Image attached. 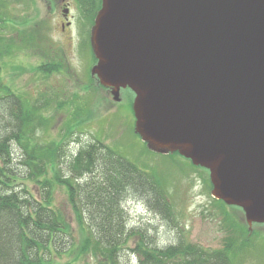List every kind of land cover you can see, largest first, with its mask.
<instances>
[{
	"label": "water",
	"instance_id": "obj_1",
	"mask_svg": "<svg viewBox=\"0 0 264 264\" xmlns=\"http://www.w3.org/2000/svg\"><path fill=\"white\" fill-rule=\"evenodd\" d=\"M92 73L135 93L136 130L264 223V0H102Z\"/></svg>",
	"mask_w": 264,
	"mask_h": 264
},
{
	"label": "trees",
	"instance_id": "obj_2",
	"mask_svg": "<svg viewBox=\"0 0 264 264\" xmlns=\"http://www.w3.org/2000/svg\"><path fill=\"white\" fill-rule=\"evenodd\" d=\"M81 1L94 19L102 0ZM8 3L0 0V61L10 60L14 51L8 36ZM61 69L62 64L52 59L36 66L46 76ZM23 91L0 77V264H63L55 257L66 251L75 254L73 264H82L78 260L89 252L101 255L102 264H131L124 259L127 250L137 255L132 264H233L231 254L248 247L250 230L237 221L227 225L222 250H208L181 235L160 245L156 235L146 232L149 227L129 226L125 204L131 197L144 199L152 211L174 222V210L158 178L99 139L72 152L66 147L69 140L42 141L41 130L51 117L44 112L54 102L58 110L80 113L82 105L56 98L54 91L36 98ZM58 184L66 188L69 205L85 231L81 243L72 236L68 216L54 204Z\"/></svg>",
	"mask_w": 264,
	"mask_h": 264
},
{
	"label": "rangeland",
	"instance_id": "obj_3",
	"mask_svg": "<svg viewBox=\"0 0 264 264\" xmlns=\"http://www.w3.org/2000/svg\"><path fill=\"white\" fill-rule=\"evenodd\" d=\"M78 3L81 11L87 9L90 12L88 4L81 0ZM48 4L45 0H9L8 19L11 25L8 26V36H11L14 51L10 60L5 58L0 61L2 80L17 90H24L26 95L36 98L43 92L50 94L54 91L56 98H71L76 105H82L80 113L66 107L58 110V102H54L52 108L44 112L51 117L47 127L41 130V140H69L66 145L68 152L77 151L96 139L114 147L144 170L154 173L174 210V222L168 220L169 225L162 215L149 208L144 199L131 197L132 201L125 204L129 226L149 227L146 232L156 235L160 245L173 243L181 235L183 239L208 250L224 249L229 223L237 221L248 226L244 211L215 201L217 198L213 194L208 170L196 166L179 153H171L164 148L154 149V146L151 148L142 139L136 130L132 96L126 95L125 91L119 94L122 100L119 98L120 101H117L113 93L105 91L104 94L98 80H93L88 73L95 59L90 45L88 49L80 48L83 59H86L83 66L80 58L72 56L70 49L60 42L62 31L55 19L57 12H53L54 9L50 11ZM81 11L80 8L77 13L73 11L78 23L83 25L88 17L93 25L92 11L91 15ZM51 59L62 64L61 71L46 76L43 71L36 70L37 64ZM75 93L80 97H75ZM52 195L54 204L69 218L76 243H81L85 231L79 226L69 205L66 188L58 184ZM248 227L252 230L248 247L235 256L231 254L233 264H264V223L254 222ZM243 237L245 235L240 237L241 240ZM133 245L130 242V246ZM133 253L131 250L124 253V259L131 264L137 261V255ZM93 254H82L78 261L82 264H102V256ZM73 255L66 251L62 257L55 259L63 264H73Z\"/></svg>",
	"mask_w": 264,
	"mask_h": 264
},
{
	"label": "flooded vegetation",
	"instance_id": "obj_4",
	"mask_svg": "<svg viewBox=\"0 0 264 264\" xmlns=\"http://www.w3.org/2000/svg\"><path fill=\"white\" fill-rule=\"evenodd\" d=\"M45 1L49 3L48 7L50 11L54 9L53 12L55 13L57 12V16L55 19L60 23L61 31H62V35L61 37H59L60 42L63 43L65 47L67 46L70 49L72 56L74 55L75 57L80 58V61L82 62V65L84 66V63L86 64L85 62L86 59H83L82 51L80 48L83 49L85 47L86 49H88V45H90L91 52L93 53L92 44H91L93 25L90 23V18L87 17L83 25H81V22L78 23L77 15L73 13V11L77 13V10L79 8L81 11V7L78 3V0H76L77 3L75 0H45ZM94 1H97V0H92L93 3ZM88 2L91 4L89 0ZM82 11L86 14H88L89 12L87 9L86 10L82 9ZM86 38H87V42H85ZM91 77L93 80L95 78H98L96 74H92ZM102 89L104 90V94H105V91L107 92V94L112 92V87L110 86H107V87L102 86ZM125 91L127 92L126 95L132 96L130 98L133 102L134 100L133 97H135V94L132 93L128 88H123L120 90L121 95ZM120 99L122 100V97ZM248 226H249V223H248ZM249 230L252 231L250 228Z\"/></svg>",
	"mask_w": 264,
	"mask_h": 264
}]
</instances>
